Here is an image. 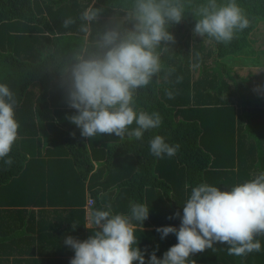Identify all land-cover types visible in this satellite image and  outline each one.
I'll return each instance as SVG.
<instances>
[{"label":"clouds","instance_id":"obj_1","mask_svg":"<svg viewBox=\"0 0 264 264\" xmlns=\"http://www.w3.org/2000/svg\"><path fill=\"white\" fill-rule=\"evenodd\" d=\"M95 5L96 0L80 13L79 42L55 70L64 101L75 110L67 119L89 140L104 134L141 140L146 131L161 126V115L138 111L136 98L141 89L158 82L162 54L176 43L169 29L189 13L196 21L193 36L216 43L228 44L250 26L237 0H110L107 7ZM73 25L76 18L62 21L64 29ZM167 96L172 99L173 93ZM18 105L14 91L0 83V162L7 167L14 162L10 153L20 138ZM149 146L157 158L173 157L180 147L161 135ZM182 207V215L177 211L169 217L180 219L178 228L156 229L162 239L174 234L178 242L162 258L157 249L147 259L136 233L144 230L151 208L131 203L129 214L114 213L110 204L91 209L84 226L92 234L85 240L63 239L75 253L70 264H197L192 257L217 244L226 245L227 255L235 257L261 251L257 237L264 236V171L230 190L198 184Z\"/></svg>","mask_w":264,"mask_h":264},{"label":"crops","instance_id":"obj_2","mask_svg":"<svg viewBox=\"0 0 264 264\" xmlns=\"http://www.w3.org/2000/svg\"><path fill=\"white\" fill-rule=\"evenodd\" d=\"M48 34L47 32V36L54 37ZM1 41L0 38V43ZM39 42L37 38L30 39L29 46L24 47L26 51L21 52L20 55L32 57V53L37 51L36 48L41 45ZM45 45V53L38 55L40 60L53 49V44L48 41V38L45 39ZM3 52L6 51L3 50ZM234 62L240 65L241 60L238 63L235 60ZM162 64L164 69L159 74L158 82H155L154 93L176 112L178 106H174L173 103L177 101V94L186 86L180 82L183 74L180 67L169 69L165 63ZM235 68L240 76L234 79L236 80V84L233 85L236 87L233 92L235 97H231L236 110V131H231V128L227 126L220 130L212 129L201 139L202 147L212 159L216 162L220 161L208 167L202 183L217 186L221 190H230L236 184L264 171V129L262 128L264 124V85L261 84V89L253 94L249 92L247 85V82L252 79L250 76H254V82L260 84L258 79H262L264 71L254 73L253 70L250 72L248 67L237 66ZM177 78H180L179 82ZM41 91L42 87L38 82L32 83L16 112V118L20 124L19 141L28 160L18 175L0 185V264H70V259L75 253L63 243V239L70 235L85 240L90 236L89 229L84 225L88 223V212L93 209L97 201L101 206L110 204L114 213L125 214L130 213V204L134 203L131 187L122 184V181L128 179L134 171L133 154L122 155L111 164L105 162L109 154V144L131 139L127 136L120 139L115 134L97 135L90 140L85 138L94 163V169L86 176L82 170L83 167L76 164L72 155L69 154L65 138L56 143L52 141L50 150L46 151V148L42 146L44 136L50 137L51 140L55 136L53 127L49 125L55 123L58 127L69 131L68 126L65 125L70 121L67 119L68 115L61 112L60 116H55V121L39 123L36 117V97ZM168 92L173 93L172 99L168 98ZM28 96H31L30 99ZM137 98L136 109L146 111V105ZM48 101L53 113L57 109L68 107L59 82L51 84ZM179 109H184L187 117H197L200 122L203 121L209 125L215 124L214 120H221L213 116L196 115L197 108L193 102ZM31 110L35 114L34 117L31 115ZM259 111L262 113L261 118L255 117ZM247 112L254 115L252 122L246 117ZM184 113L176 115V121L182 120ZM192 115L195 116L192 117ZM225 120L228 124H232L230 118ZM222 122H224L223 119ZM248 124H251V130ZM69 125L75 126L74 124ZM74 131L78 133L81 130L74 129ZM38 138L42 139V145ZM180 167L182 166L175 157L171 159L164 156L157 161L156 173L166 185L146 187L145 205L151 209L147 220L149 226H144L145 231H156L157 228L163 226L177 228L180 226L179 218L169 219V217H174L177 211L183 214L182 206L188 199L191 188L199 184L194 185L184 176L182 179ZM186 185H188L187 188ZM166 186L171 188L169 195L162 190ZM91 199L94 204L90 206ZM73 225L76 227L75 230H73ZM143 236L145 235L140 238L141 250L146 249L147 252H153L158 249L156 254L160 250L167 251L178 242L174 234H172V243L164 239L162 242L156 237L155 239L159 241L154 244ZM257 239L261 242V251L251 253L246 257L229 256L226 245L217 244L214 249L198 253L192 259L196 260L197 264H212L209 261H214L211 258L214 254L221 259V264H264V236H259ZM157 256L161 257L158 254Z\"/></svg>","mask_w":264,"mask_h":264},{"label":"trees","instance_id":"obj_3","mask_svg":"<svg viewBox=\"0 0 264 264\" xmlns=\"http://www.w3.org/2000/svg\"><path fill=\"white\" fill-rule=\"evenodd\" d=\"M70 1L71 0H0V29L6 27L7 30L10 29L9 31H11L10 34H7L8 41L0 37L2 40L0 43V83L9 85L16 94L19 105L22 99H24L28 87L32 83L38 82L41 85L42 91L36 97V117L40 124L44 121H55V116H60L61 112L66 116L75 114V110L69 107L57 109L58 111L55 110L53 113L48 101V91L51 84H56L60 79L59 72L55 71L56 68L62 60L67 57L71 49L78 44V40L80 39L79 33H71L72 35H68L66 29L62 27L63 19L73 17L77 19V25H73V29L78 30V25L80 23L78 19V14L80 13L78 11L79 6H77L78 3L76 0H72L71 3ZM261 1L264 5V0ZM184 20L194 28L196 21L191 14H188ZM251 28H247L246 30L249 31ZM47 32L53 34L54 37L51 38L47 36ZM32 38L39 39V44L41 45L36 48L37 51L32 53V57L30 56L29 58V55L22 57V55H20L21 52L26 51L24 47L29 46V40ZM46 38H48V41L52 42L53 49L46 53L43 59L40 60L38 55L45 53ZM228 44L216 43L218 50V59L216 61L217 71L215 73L213 72L211 76H209L208 71L203 69L201 70L202 78L197 80L192 78L193 74L189 71H187L188 73L186 75L181 77L180 82L182 85L186 86L184 89H181L178 94L176 93L178 95L177 101L173 103L174 106H178L176 112L171 106H167L159 97H156L153 88L156 80L147 88L141 89L137 99L146 105L145 110L147 112H158L161 115V126L146 131L141 140L133 138L121 143L109 144V154L105 160L106 164H111L116 158L122 155L133 154L134 171L128 179L122 181V184L131 187L134 203L145 204L147 186L166 185L162 178L156 173L155 167L157 166L159 158L150 153L149 141L156 135L163 136L165 141L171 145H180L176 155L170 158L172 159L175 157L182 166L179 168V170H181L182 179L184 176V178L194 185L204 181L205 172L211 164L220 163V161L216 162V160H213L211 155L202 147L201 139L205 133L212 129L220 130L227 126L231 128V131H236V110L231 102L232 94H223L224 91L229 89V85L225 80L226 77L223 75L222 68L227 72H231V69L220 59L228 53L230 48L232 49L235 47H230ZM3 50L6 52H3ZM27 53H29V50ZM191 102H193L195 108H197L196 115L204 117L213 116L221 120H214L213 122H215V124L209 125L206 124V122H200L199 118L194 117L195 115H192L194 118L187 117L184 113L185 110L179 108L189 106ZM66 106L68 105L66 104ZM183 113L184 116L182 120L176 121V115H183ZM31 115L33 117L35 116L33 112ZM261 115L262 113L259 111V114L255 117L261 118ZM253 116L250 112L246 113V117L251 122ZM228 118L231 119V125L225 120H228ZM222 119L224 122H222ZM69 124L72 123L69 122L65 125L68 126L69 131H65L66 129L58 127L55 123L49 125L53 127L55 133L53 139L51 140L50 137L44 136L43 145L41 144L42 139L38 138V140L40 145L44 146L47 151L48 149L50 150L52 141L56 143V141L65 138L64 141L68 147L69 154L72 155L76 164L81 168L83 167L82 170H84L85 175L88 176L94 169V163L87 143L84 140L85 138L81 136V131L75 133V136L72 135V132H75L74 129L79 128L76 126L71 127ZM262 126L264 129V124ZM248 127L251 130V124H248ZM49 153H51V151H49ZM10 156L14 161L11 167H7L3 162H0V185L8 182L13 176L18 175L28 160L27 154L23 150L19 140L13 146ZM170 189V187L166 186L162 190L165 191L166 195H169ZM105 206L106 205L101 206L100 202L98 203L97 201L93 208L105 209ZM144 226H149L147 220L144 222ZM89 232L91 235L92 233L90 230ZM136 235L140 243V248L142 243L140 238L142 235H145L146 238L154 244L159 240L164 242L161 238V234L157 231L148 232L138 229ZM145 236H143V238H145ZM156 237L159 238V240L155 239ZM164 240L172 243V234L164 238ZM165 251L160 250L157 254L163 257ZM151 252L152 251L146 252V259L150 256ZM211 258H213L214 261H209V263L221 264V259L214 254Z\"/></svg>","mask_w":264,"mask_h":264},{"label":"rangeland","instance_id":"obj_4","mask_svg":"<svg viewBox=\"0 0 264 264\" xmlns=\"http://www.w3.org/2000/svg\"><path fill=\"white\" fill-rule=\"evenodd\" d=\"M76 2L78 3L77 6H79L78 11L81 13L87 6L93 4L94 0H76ZM200 2L202 0H193L194 4ZM221 2H226V0H221ZM109 3L110 0H96L97 7H107ZM237 3L250 20V26L248 28H253L249 31L245 29L243 32H238L231 43L228 44L230 47H238L236 49H234L235 47L230 48L228 53L220 59L231 69V72H227L222 68L223 75L226 77L225 80L229 85V89L224 91L223 94L231 93V97H235L233 95L236 88L233 86L236 84L234 79L240 77L235 67H248L247 69L250 72L253 70L254 73L256 71L258 73L264 71V5L261 0H237ZM80 13L78 14V19ZM9 30L6 27L0 29V36L1 38H5V41H8L7 34L11 33ZM169 30L175 35L176 43L168 51L164 52L161 57L162 63H165L169 69H177L180 67L183 75L189 71L193 74L192 78L195 80L202 78L201 70L203 69L208 71L209 76L217 71L216 61L218 59V50L214 41L194 37L193 27L185 20L180 24L173 25ZM66 33L69 35L79 32L71 26L69 29H66ZM234 60L237 63L241 60L240 65L235 64L236 62ZM250 77L252 79L247 82V85L249 92L253 94L261 89V84L264 85V75L261 76L262 79L259 78L261 81L256 76L260 84L254 82V76ZM30 97L28 96V99Z\"/></svg>","mask_w":264,"mask_h":264},{"label":"built area","instance_id":"obj_5","mask_svg":"<svg viewBox=\"0 0 264 264\" xmlns=\"http://www.w3.org/2000/svg\"><path fill=\"white\" fill-rule=\"evenodd\" d=\"M93 204H94V201L91 199L89 205L91 206Z\"/></svg>","mask_w":264,"mask_h":264}]
</instances>
